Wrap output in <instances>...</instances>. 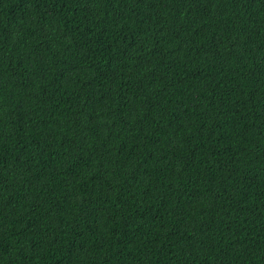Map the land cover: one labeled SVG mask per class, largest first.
<instances>
[{
    "label": "trees",
    "instance_id": "1",
    "mask_svg": "<svg viewBox=\"0 0 264 264\" xmlns=\"http://www.w3.org/2000/svg\"><path fill=\"white\" fill-rule=\"evenodd\" d=\"M0 264H264V0H0Z\"/></svg>",
    "mask_w": 264,
    "mask_h": 264
}]
</instances>
